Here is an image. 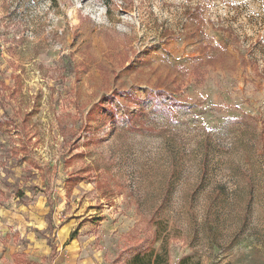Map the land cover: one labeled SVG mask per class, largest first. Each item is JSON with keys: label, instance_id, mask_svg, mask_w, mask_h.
I'll list each match as a JSON object with an SVG mask.
<instances>
[{"label": "rangeland", "instance_id": "374dc122", "mask_svg": "<svg viewBox=\"0 0 264 264\" xmlns=\"http://www.w3.org/2000/svg\"><path fill=\"white\" fill-rule=\"evenodd\" d=\"M151 248L264 264V0H0V264Z\"/></svg>", "mask_w": 264, "mask_h": 264}, {"label": "trees", "instance_id": "16d2710c", "mask_svg": "<svg viewBox=\"0 0 264 264\" xmlns=\"http://www.w3.org/2000/svg\"><path fill=\"white\" fill-rule=\"evenodd\" d=\"M45 195L47 198L48 206L50 207L49 212L47 213L48 223L50 227L53 224V212H54V201L51 195V188L45 190ZM49 245L51 247L49 258L53 259L57 252V245L53 242L52 239L49 240ZM167 253V251H166ZM187 259H182L180 264H186ZM129 264H169L167 256L163 252H156L154 248H151L143 253H137L129 261ZM226 264H232L228 262Z\"/></svg>", "mask_w": 264, "mask_h": 264}]
</instances>
